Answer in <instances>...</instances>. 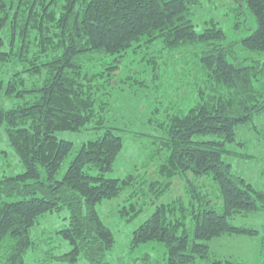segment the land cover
<instances>
[{"label":"trees","instance_id":"obj_1","mask_svg":"<svg viewBox=\"0 0 264 264\" xmlns=\"http://www.w3.org/2000/svg\"><path fill=\"white\" fill-rule=\"evenodd\" d=\"M200 4L0 0V129L24 168L0 179V264H28L39 247L33 230L43 216L63 209L68 223L58 237L70 249L56 253L59 247L49 243L45 264H111L116 236L98 207L135 183L132 172L108 176L124 149L118 131L125 129L106 124L114 89L127 81L154 92L146 121L154 132L146 145L153 140V146L145 147L143 167L135 172H147L150 161L157 169L143 194L158 200L176 178L184 181V196L157 205L133 232L132 249L162 245L163 264H244L213 256L210 242L260 233L232 222L236 215L264 212V191L226 157L250 160L251 154L237 152L245 143L240 129L261 132L264 0H238L235 31L243 28L240 4L256 28L236 42L215 21L196 29ZM101 129L79 147L57 135ZM139 185L132 197L144 187ZM129 201L122 214L131 219L142 208ZM259 256L264 258V236Z\"/></svg>","mask_w":264,"mask_h":264},{"label":"rangeland","instance_id":"obj_2","mask_svg":"<svg viewBox=\"0 0 264 264\" xmlns=\"http://www.w3.org/2000/svg\"><path fill=\"white\" fill-rule=\"evenodd\" d=\"M237 8L238 0H201V4L195 10L196 29L201 32L208 22L215 21L227 33L228 41L241 40L256 28V20L250 10L240 4V8L244 12L243 17L240 18L243 28L240 31H235L237 17L234 11ZM137 75L145 79L144 73H137ZM150 80L151 78L148 77L147 82L150 83ZM119 86V89H114L113 111L106 125L125 129L123 132L118 131L123 136L124 149L114 170L108 173V176L124 178L126 174L132 172L135 183L118 198L104 201L98 207L103 221L114 231L116 236L114 248L109 252L108 259L111 264H163L165 249L162 245L149 243L138 249H132L133 232L152 215L157 205L184 196V181L179 177L176 178L171 191L158 200L153 199L147 192L143 194V191H147L148 183L156 176L154 173L157 169L156 162L150 161L151 166L147 172H142L143 169L138 173L135 172L137 167H143L141 164L145 160L146 151L149 150L145 147L153 146L151 144L153 140L149 145H146L147 142H150L148 133H154L146 125V121L154 102L152 94L154 92L152 87H148L147 90V88L133 85L129 81L122 85L119 84ZM256 125L261 132H257L255 128L252 129L249 126L240 129V133H242L240 137L242 139L244 137L245 143L240 151L237 150L239 153L251 154L252 158L249 160L248 158L226 157V160L232 163L235 172L243 175L258 189L264 191V115L256 121ZM103 130H88L81 133L66 131L59 132L57 135L61 139L72 141L76 147H79L83 142L99 136ZM22 172H24V168L20 158L11 147L5 131L0 129V179L4 175L13 176ZM135 184L137 185L135 186ZM139 184H144V187L139 194H134L132 197L135 189L142 187ZM129 199L133 204L140 205L142 208L139 215L131 218L133 220L122 214L124 206H128L130 203ZM68 216V210L63 209L59 213L46 214L40 219L39 224L33 230L34 241L35 243L39 242V247L28 255V264H45L43 256L49 243L51 247H59L55 249L56 253H64L70 249L69 243L58 237V231L68 223ZM232 222L237 226L257 228L260 233L256 236L226 235L215 238L210 242L213 256L235 263L264 264V258L259 256L260 244L264 236V212L249 216L236 215ZM40 238H45V241ZM76 264L90 263L81 259Z\"/></svg>","mask_w":264,"mask_h":264}]
</instances>
